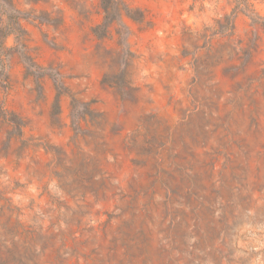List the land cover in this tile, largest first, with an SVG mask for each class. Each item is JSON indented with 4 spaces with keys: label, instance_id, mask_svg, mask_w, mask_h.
<instances>
[{
    "label": "rangeland",
    "instance_id": "obj_1",
    "mask_svg": "<svg viewBox=\"0 0 264 264\" xmlns=\"http://www.w3.org/2000/svg\"><path fill=\"white\" fill-rule=\"evenodd\" d=\"M14 4L0 264H264V0Z\"/></svg>",
    "mask_w": 264,
    "mask_h": 264
},
{
    "label": "trees",
    "instance_id": "obj_2",
    "mask_svg": "<svg viewBox=\"0 0 264 264\" xmlns=\"http://www.w3.org/2000/svg\"><path fill=\"white\" fill-rule=\"evenodd\" d=\"M4 1H6V3L11 8H13L12 10L14 11L17 10L14 4V0H4ZM121 3L122 0H102V8L105 13V21L102 24L95 27L94 33L96 35H98L99 37H105L107 35V29L114 21L117 20V17L122 18L123 13L129 15L130 9H128V7L121 8ZM14 11H12L11 13H7V20L5 21V24L3 22L0 25V75L3 74L4 66H5V62L3 60V56L5 55V53H3L5 51V47H4L5 39L9 35L14 34L17 37V41L21 43V40L26 34L25 29L22 27L20 23L19 17L14 13ZM254 21H259V20L254 18Z\"/></svg>",
    "mask_w": 264,
    "mask_h": 264
}]
</instances>
